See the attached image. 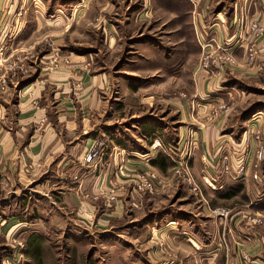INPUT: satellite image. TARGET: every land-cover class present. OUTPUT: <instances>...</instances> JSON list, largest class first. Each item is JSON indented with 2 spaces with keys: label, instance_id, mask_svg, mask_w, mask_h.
<instances>
[{
  "label": "rangeland",
  "instance_id": "rangeland-1",
  "mask_svg": "<svg viewBox=\"0 0 264 264\" xmlns=\"http://www.w3.org/2000/svg\"><path fill=\"white\" fill-rule=\"evenodd\" d=\"M221 1L227 9L211 8L210 0H0V78L5 80L0 98L7 100L9 121L24 113H17L19 98L29 95L32 106L39 108L36 92L45 87L48 75L67 72L71 81L69 92H75L81 104L93 94L97 100L108 101V108L119 102L116 115L120 116L115 120L137 112L140 98H148L145 101L148 105L154 103L145 113L150 123L159 122L162 117L180 119L183 114L193 123L200 124L203 120L211 124L221 112H227L229 121L224 131L231 139L230 148L218 154L215 165L223 173L233 171L232 165L236 170L243 166V173L247 169L250 180L233 182L232 172L214 188L221 184L239 185L242 190L233 198H220L214 194L216 189L203 184L196 171V177L193 175L191 166L205 165L202 156L200 161V155L194 158V151L187 152L189 159L185 156L184 162L187 161L197 179L209 208L230 211L227 218L213 216L181 178L170 180L173 167L178 166L186 152L182 147L170 148L160 139L167 146L161 152L167 161L158 158L163 170L152 166L151 156L146 155L147 166L140 170L131 168L124 177L120 175L123 183L116 185L119 193L115 196L122 203L118 204L121 210L111 216L110 212H116L114 207L101 204L96 216L93 214L90 219L79 211L78 205L68 207L61 202L62 190L71 187L59 185L61 177L54 167L46 168V175L30 170L27 176L35 177L27 178L34 181L26 179L24 184L6 188L9 193L2 192L6 198L0 197V264H37L41 259L44 264H264V212H254L264 211V206H255L264 201V159L256 165L254 158L264 91L248 92L243 87L244 93L236 94L230 89L233 81L244 86L248 79L233 77L230 68L235 58L233 65L223 63L226 55L222 49L226 42L218 39L219 32L214 29L226 25L230 30L225 17L232 19V3L236 0ZM255 3L256 0L249 10V4L243 8L237 35L242 33L247 42L257 46L264 38V24L251 18ZM254 22L263 31H253L250 25ZM112 33L107 39V34ZM234 36L227 37L230 42L234 40L232 47ZM246 54L250 63L249 53ZM220 71L231 76L219 82ZM211 78L217 81L215 93L226 95L212 96L221 101L213 103L202 118L206 108L194 107L200 99L197 88ZM30 85L32 88L25 92ZM175 99L177 108L173 109L177 116L173 110H167ZM87 107L82 106L83 116L91 119ZM79 112L77 116L81 118ZM102 116L100 126L108 122L106 114ZM89 125L92 132L93 121ZM177 126H184V122ZM34 129L43 130L40 120ZM97 131L102 133L104 128ZM250 140L255 144L251 145ZM165 142H169L167 138ZM239 143L241 148L237 146ZM151 146L149 154L154 149ZM160 146L163 147L162 143ZM156 152L153 150V157ZM55 162L57 158L50 165H56ZM23 164L30 165L31 161L23 160ZM151 169L160 173L164 184L151 192H134L137 175ZM255 173L257 180L253 178ZM48 175L52 179L49 182ZM76 199L87 205L83 199ZM10 217H15L14 224L9 225ZM39 217L44 228L37 231L32 225ZM53 217L61 219L64 230L50 229ZM35 242L47 246L34 251L31 243ZM34 254L40 259L34 260Z\"/></svg>",
  "mask_w": 264,
  "mask_h": 264
},
{
  "label": "crops",
  "instance_id": "crops-1",
  "mask_svg": "<svg viewBox=\"0 0 264 264\" xmlns=\"http://www.w3.org/2000/svg\"><path fill=\"white\" fill-rule=\"evenodd\" d=\"M210 2L213 6L211 8H221L222 10L227 9L225 8L226 4L221 0H218L217 2L210 0ZM252 2L248 3L247 0L244 2L241 0L233 2L232 19H227L225 17V22L230 24V30H227L228 28L226 25L221 26V29H214L219 32L217 34L218 39L226 42V44L223 45L224 48L232 54L233 58H235V64L232 68H230V71L234 74L233 77L238 79H248V84H244V86L240 81H233V86H230V89H232L236 94H238V91L244 93L242 91L243 87L248 92L254 90L264 91V38L258 41V49L257 54L254 57V63H249L247 61L246 53L251 41L247 42V39L242 33L237 35L239 16L243 8L245 10L246 4H249V10ZM255 4L254 8H252L251 18L258 20L261 24H264V0H256ZM214 26H217V24H214ZM113 34L114 33L107 34L106 38L109 39ZM234 34V38H236V40L232 47L230 44L234 41V38H232L233 41L230 42L231 39L227 40V37ZM244 40L246 41L245 43H243ZM217 73V80H222L219 82L226 81L228 80V76H231L230 73L225 71ZM216 82V80L213 81V78H211L208 81H202L200 87L197 88L200 92V99L194 104V107L199 108V106H201V108H206L204 111L201 110L203 112L201 116L202 118L205 116V111L207 112L213 103L221 101V99L216 100V98L212 96L226 95L215 93L216 90H218L215 87L217 85ZM70 84V76L67 72H55L48 75L45 87L40 88V91L38 90L36 92L39 99L37 100L39 108L32 106V99L29 95V98L27 96L25 98H19V104L16 105L17 113L19 111L24 113L20 115L15 113L17 116H14L12 121H9V117L7 116V114H9L5 105L7 100L4 97L0 98L1 198H6V196H3L5 194L2 193L3 191H6V194L9 193L6 188L11 189L14 186L24 184L25 180L28 179L27 177H35L34 174L46 175V168L52 166L59 174V177H61L58 182L59 185H61V187H64L65 185L71 187L70 189L62 190L61 192V202L63 204L68 207L70 204L78 205V208H80L79 211H84V216H87L90 219L93 218V214L96 216L97 207L101 204H105V207H114L116 212H110L111 216H113L121 210L118 208V204L122 203L118 199L115 202L110 203L106 200L105 195H108L111 191L115 194L119 193V190L116 189V185L123 183L121 177H124L125 171L131 168H137L140 170L143 169L142 167L147 166L149 161L147 162V160L144 159L146 155L151 156L150 158L152 159L150 161L163 158L166 162L167 159L164 158V155H162L161 152H164L167 146L174 149L179 147L177 150L181 149V147L184 148L183 143H185V140L189 141L192 145L194 158H196L195 155H200L201 161V156H208L206 165L191 166L193 175L196 171L200 180L203 181V184L211 185L214 188V185H216L217 182L223 183L225 179H228V176L232 175V172L235 173L236 167H233V165L232 170H234L230 173L221 172L219 165H215L216 158L218 159V154L225 153L227 152V148H230L231 139L224 131L229 121L227 119L229 115L227 112H221L211 124L203 123V120H201L202 124H199L198 122L193 123L188 116L184 117L183 114L180 116V119L175 117L177 116V111H174L173 108H177L176 103L178 102V100L175 99L171 101L169 105L171 109H167L170 112H172V110L175 112V118L165 119V117H162L158 118L159 122L150 123L146 119L145 113L146 110H149V107H152L154 103H150L148 105L145 103L148 98H140L136 103L137 112H131L132 115L127 113L123 116L124 118L122 117L121 119L115 120L114 118L120 116L116 115L118 112V110L116 111V105L119 102L112 103L108 108V101L102 102L101 100H97L96 96L93 94L91 99L88 101L86 100L84 104H81L79 99H77L74 95L75 92L72 94L69 92ZM97 84L98 81L96 82V85ZM103 84L105 86L107 83ZM31 86L32 85L27 86V88H25V92H28L32 88ZM86 96L87 95L85 94L84 97ZM122 100L125 101L124 99ZM155 102L159 103L157 101ZM87 105V108L90 111L89 114L91 119L88 117L85 119L83 116L82 106L84 107ZM104 108H107L106 111ZM78 110L81 111L78 113V115L82 114L81 118L80 115L77 116ZM123 111H125V109ZM260 113L262 115L260 117L262 123L258 125V132H260V134L257 135L264 143V110ZM102 114H106L107 117L105 118L108 119V122L105 124L103 123L100 126L99 122H102ZM39 120L41 122V126H43V130L38 132L34 128L39 123ZM91 121H93L94 128L92 132L89 125ZM122 122L125 123L121 127ZM179 122H184V126H177ZM174 124L177 125L173 127ZM99 126L104 128L102 133L97 131L100 128ZM83 137H86V140H83ZM166 138L169 142H165ZM160 139H163L167 146H165ZM159 140L161 141L163 147L153 149L157 150L155 156L153 157V150L151 154H149L151 149L148 148L152 145V143H154L152 146L155 147L157 142L160 143ZM94 141L101 142L106 146L105 156L100 163H97L94 166L85 167L82 163V157ZM250 144L254 145V140H250ZM237 146L238 148H241L242 143H239ZM20 149H22V151ZM146 150L149 151L147 152ZM51 158L54 159L50 160ZM56 158L58 159V162H55L56 165H50ZM23 160L26 162L30 160L31 164L24 165ZM49 160L50 162H48ZM215 166L216 169H214ZM30 170L33 171L32 173L34 174L27 176V173ZM123 170L125 171L123 172ZM120 172H122V174H120ZM23 175L26 176V178H23ZM49 176L50 175H48V178L46 179L48 182L52 180L49 179ZM248 176L249 171L246 169L244 177L230 178L233 182L239 181L241 184V182H250V180L247 179ZM195 180L197 182L196 178ZM32 181L34 180H30V183ZM225 186L230 187L239 185L228 186L221 184L218 188L214 189L219 191L225 188ZM76 198L83 199L87 202V205L85 206L82 202H80V204ZM254 212L262 213L264 211L256 210ZM86 213L90 215H87ZM208 213L210 212L208 211ZM8 219L9 220L7 221H9V225H11L14 221L16 222L15 217H10ZM219 225H221V222ZM32 226L36 228L37 231L39 229H43L44 222L42 218H37ZM223 226V229L225 230L226 222ZM49 227L50 229L55 230H64L65 228L61 219L56 217L51 219ZM31 246L34 247V251H39L46 248L47 245L35 242L31 243ZM35 257H37V255L34 254L32 258L35 260ZM38 259L40 258L37 257L36 260ZM43 261L45 260L41 259V263L37 261V264H44Z\"/></svg>",
  "mask_w": 264,
  "mask_h": 264
},
{
  "label": "built area",
  "instance_id": "built-area-1",
  "mask_svg": "<svg viewBox=\"0 0 264 264\" xmlns=\"http://www.w3.org/2000/svg\"><path fill=\"white\" fill-rule=\"evenodd\" d=\"M250 26L253 31H255L256 29L263 31V29L259 27L257 22L252 23ZM222 51L226 55L225 61L223 63L228 64V65H233L234 58L232 54L225 49H222ZM247 53H249L248 54L249 61L252 62L255 55L257 54V46L254 42L250 43L249 47L247 48ZM4 87H5V80L0 78V90ZM255 140H256V148L254 151L255 164L260 165L264 159V143L260 140L258 135L255 136ZM183 144H184L183 147H184V151L186 152V155H184L182 161L178 164V166L174 167L170 180L172 181L175 178H181L184 181V183H186L189 186V189L193 193V195L199 199V201L203 204L204 208H206L210 212V214H212L213 216L219 217L220 219L227 218L230 213L229 210H226L223 208H216L212 210L209 208L206 197L201 192L199 185L197 184L194 176L192 175L189 167L187 166V161L184 162V160H186L184 158L185 156H187V152L191 153L193 151V147L188 141ZM153 148L154 149L161 148L160 143L157 142L155 144V147ZM105 151H106V146L103 143L94 141V143L90 146V148L86 151V153L82 157L83 165L85 167H90V166L96 165L97 163H100L103 157L105 156V153H106ZM187 158L189 159V156H187ZM226 159H227L226 157L223 158V160H226ZM202 161L206 165L207 158L203 156ZM225 169L228 170V168H225ZM124 171L125 170H123V172ZM243 171H244L243 166L237 167V170L234 173L235 178L244 177L245 172L243 173ZM120 174H122V172H120ZM253 178L255 180L258 179L256 173L253 175ZM163 184H164V179L159 175L157 171L151 169L149 171H146L144 173L137 175L136 181L134 183V192L136 193L137 192L138 193L151 192L156 187L163 185ZM208 186H211V185H208ZM105 198L110 203L115 202L117 200L115 193L112 191L109 192L108 196H106ZM132 206H134V203L132 204ZM256 223L262 224V221L256 220Z\"/></svg>",
  "mask_w": 264,
  "mask_h": 264
},
{
  "label": "trees",
  "instance_id": "trees-1",
  "mask_svg": "<svg viewBox=\"0 0 264 264\" xmlns=\"http://www.w3.org/2000/svg\"><path fill=\"white\" fill-rule=\"evenodd\" d=\"M150 163L152 164V166L158 168L159 170H163L161 168L162 165H161V161L160 160L155 159V160L150 161ZM241 190H242V188L240 186H231L229 188L226 187V188L222 189V191H217L214 194L216 196H219L220 198H223V199H230V198H233L234 196H236L238 193H240ZM262 203H264V201H262ZM262 203L256 204L255 206H259L257 208H262V206H264V205H261Z\"/></svg>",
  "mask_w": 264,
  "mask_h": 264
}]
</instances>
